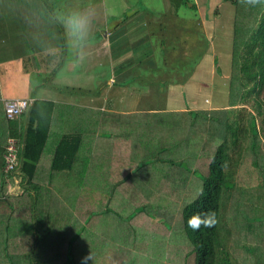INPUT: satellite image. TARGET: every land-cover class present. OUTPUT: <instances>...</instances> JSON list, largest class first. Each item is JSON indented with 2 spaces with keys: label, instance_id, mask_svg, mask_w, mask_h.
Masks as SVG:
<instances>
[{
  "label": "crops",
  "instance_id": "0c3cea01",
  "mask_svg": "<svg viewBox=\"0 0 264 264\" xmlns=\"http://www.w3.org/2000/svg\"><path fill=\"white\" fill-rule=\"evenodd\" d=\"M19 1L0 0V172L6 173L3 169L2 155L3 144L6 139L12 138L14 140L16 153L21 148L25 116L24 110L11 118L5 117L2 101L10 97H24L28 98L29 102L38 98L49 100L52 104L46 136L34 163V168L32 170L24 169V171L22 168L20 169L16 155V166L11 171L9 170L11 172L9 178L18 183V186L16 184V187H10L13 190L16 189L15 195L18 194L22 197L24 194L31 193L33 197L32 200L31 197L29 200L26 199L31 196L30 194L22 199L21 203L15 204V209H19L20 213L17 217L18 221H14L16 230L12 237L6 238V241L2 237L5 243L3 255L7 258L3 264H84V258L90 255L91 259L87 261V264H102L103 260L108 258L109 262L115 263L118 258L124 260V255L127 253L132 260V254L138 253V250L141 251V249L144 251L142 255L153 256L158 245H153V242L150 241L151 237L147 235L155 233L154 230L149 229L150 225H155L163 236L168 233L164 226L158 224L160 215L163 219L171 215L169 219L178 221L179 233L181 237L183 235L179 239L180 243H183V248L178 254L181 257L180 264H186L185 257H187L189 246L179 220L178 210L183 202L182 199L186 200L183 197L186 193H192L189 196H193L198 191L201 179L199 177L200 172L192 175L190 170H186L188 168L181 162L187 160V157L189 160H194L196 168H204L202 163L207 162L215 147L225 140L226 144L230 146L228 149L231 156L227 163L228 175L226 177V185L230 188L224 191L225 196L220 208L222 221L220 224L226 234V244L229 246L235 241L249 244L259 239V236L255 234L260 232L259 225L264 224V136L259 133L257 138H250L249 136L250 128L246 126V123H252L246 117V111L252 112L250 107L245 104L229 103L226 99L216 105H198V108L190 105L192 109L191 107L185 109V103L180 95H175L177 98L172 101L168 98L169 86L173 85L179 88L181 82L168 79L162 81L155 75L152 77L144 74L138 75L136 70L128 69L127 64L123 65L122 68L124 75L116 80L115 73L107 75L106 78H101L103 81H100L99 78L96 81L100 82L95 89L86 85L82 80H77V77L71 76V73L60 74L56 69L58 66H64L65 71H71V56H68L65 48H73L77 42L80 44V42L85 41L87 43L85 48L90 47L86 50L91 51L96 48L109 49L111 41H117L116 44H119L120 49L121 46L128 48L132 42L138 45V29L143 24L140 18L146 14L136 12L131 17L130 15L116 14V12L110 14L108 18L105 8L109 6V3L105 4V0H97L93 4L100 7L97 13L93 12L97 21L90 19L92 11L84 9V6L79 11V14L84 17L88 15L86 30L82 39L73 36L68 26L62 22V26H57L56 30L41 26L39 35L30 40V43H33L38 39L37 43L39 42V44L34 47V45L26 44L25 41L26 23L23 18L25 16H22V13L17 9V4L22 2ZM69 1L72 2V0ZM69 1H65L64 5L68 4ZM200 1L202 0H195L192 7V16L195 19L193 24L196 29L191 30L192 33L190 30L183 31L184 42L187 38L189 42L197 41L195 32L198 29L200 31L205 29V20H209L208 23L211 27L220 20L223 14V10L219 9L217 4L214 7H207L206 1L208 0L204 2L205 7L197 8L196 5ZM216 1L223 5L221 0ZM224 1L227 2L228 0ZM163 12L167 13V16L157 21L155 25L161 26L164 23L167 29L168 26L175 27L174 24L179 20L174 18H180V15L176 14V9L167 8ZM30 13H34L33 9ZM115 14L116 16L113 17ZM224 14L225 17H228L226 11ZM232 18L233 15L229 17V20H226L230 30H232ZM95 23L96 27H93L92 25ZM180 23L181 21H179V25ZM189 23L191 22L186 21L184 27ZM60 30L64 32V35H55V31L58 33ZM32 31L35 32V30ZM127 32H133L137 35H132L127 40L125 37ZM88 40L93 41V44L88 43ZM124 41L126 44L123 43ZM57 42H63L64 48L57 46ZM205 45L208 46L207 48L210 47L209 44ZM88 53L87 51L83 53L79 49V52L72 53V56L75 54L79 57ZM35 55L42 59L36 57L38 61L35 62ZM30 60L35 62V69H37V65L40 67L46 65L47 67L46 74L38 75L39 79H34L32 84L29 83V75L33 69L29 70L26 65L27 61ZM137 62L141 63L139 57H130L128 65L132 66ZM226 65L229 71V59ZM110 70L116 73L118 71L114 67ZM227 76L228 74L225 76L226 79ZM118 80L121 81L120 84H113L114 81ZM159 81L160 84L156 83ZM111 85L119 90L110 93ZM138 90H142L145 97L141 99L140 103L139 98L133 96L138 94ZM122 91L124 92L120 96L118 92ZM74 94L79 96L77 101L72 100L75 98ZM123 101H127L126 104L129 105L120 107ZM138 105L140 106L137 109ZM238 107L242 109L240 110ZM172 109L176 113H180L182 118L179 119L180 116H178L175 123L164 122V127L161 125L159 127H162V131L173 134V138H176L173 143L177 142L183 146L180 148L181 151L174 153L170 158L168 156L159 157L155 154L154 156L152 153L151 158L143 164L142 170L136 174H133L132 171H126L128 166L132 167L134 164L132 160L134 155L131 152L133 149L132 146H129L128 138L125 140L127 142L119 143L118 146L111 149L106 148L105 143L100 140L101 132L99 129L107 124L114 126L123 123L120 118L126 116V113L133 111L155 113L162 112V110L170 113ZM185 110L186 112L183 113ZM189 110L196 111L194 127L196 145L192 148V154L186 151L188 148L185 147L184 142L186 140L183 139L184 131L186 132L185 116ZM217 115H221L222 122L213 121ZM226 121H231L232 124H228ZM235 121H238L237 123L243 122L239 132L234 128L233 122ZM258 123L259 119L254 118L256 127ZM260 124L264 128V118ZM206 125H208V130L205 128ZM224 134L225 139L223 138ZM49 137L53 138V141L55 140L51 147L46 146ZM75 139H77V147L68 164L67 159L52 161L59 141L62 140L60 142L62 151L59 154L67 156L72 147L71 141ZM205 140L209 144V149L198 148V145L203 146L201 143ZM152 141L151 152L153 150L157 152L156 147L160 145L159 142L161 141L160 139ZM173 143L171 142V144ZM167 144L170 143L166 142ZM164 151L169 153L168 149ZM180 165H184V168ZM153 175H155V180L151 179ZM104 176H109L110 179L98 178ZM119 176L121 177L118 179ZM94 183L108 185L107 190L100 191L94 186ZM131 184L135 187L134 189L140 190L144 194L159 193L165 195L163 198L159 197L160 200L151 198L146 200L145 203H148L150 207L148 214L140 213V209L130 211L127 208V211L130 212L127 215L128 219H120L114 224L112 222L113 228L103 226L105 223L99 225V221L95 222L97 220L103 221V219H95L92 216L97 214L93 210L98 204H106V192L110 202L112 199L116 206H120L116 210L123 208L121 205L127 196L133 201ZM9 186L5 184L8 192ZM74 187H77V191L73 190ZM65 189H67L68 194H71V201L65 198ZM40 192L46 193L51 200L35 202ZM7 193L1 192L0 199H4ZM84 193L87 195V203L83 199ZM97 193H100L97 199H90L91 194ZM175 202L179 204L178 209L173 208ZM104 207L103 210L106 211V206ZM49 218H55L56 221L47 222L45 219L48 220ZM39 219L41 222L42 219L45 222L38 223ZM29 220H33L34 224L29 223ZM250 220H253L252 223L254 222L252 226L248 225ZM120 223H123L124 227H120ZM139 236H142L143 239L141 245L138 246L136 241ZM157 237L160 241L159 234ZM163 240H165L162 243L164 245L169 238L166 236V239L163 238ZM163 245L160 247L170 249L168 242L167 245ZM169 264H175V262L171 261Z\"/></svg>",
  "mask_w": 264,
  "mask_h": 264
},
{
  "label": "rangeland",
  "instance_id": "374dc122",
  "mask_svg": "<svg viewBox=\"0 0 264 264\" xmlns=\"http://www.w3.org/2000/svg\"><path fill=\"white\" fill-rule=\"evenodd\" d=\"M21 3L17 4V9L22 13V16L25 23H26V37L25 41L28 45H34V47L39 44L37 41L30 43V40L32 37H37L39 35V31H41V26L46 28H53L56 30L57 26H62V22L65 23V26L67 25V21L69 17L73 14H79L83 8L89 9L91 12V18L97 21L96 16H93V12L97 13L98 10H100V7L94 6V2H97V0H72L69 1L68 4L64 5L65 1L67 0H20ZM19 1V2H20ZM53 1V2H52ZM100 1V0H98ZM223 2L222 4H219L216 0H208L206 1L207 7H214V5L218 6L219 9L223 10V14L220 17V20L214 25L209 26L208 19L205 20V29L202 30V34L204 37V40H207L206 44H209L210 47L205 45L201 56L196 57L195 62L193 63V66L191 68V71L189 74H184L183 71L185 69H174L172 65L177 64L180 62L183 65L190 66L191 65V57L194 55H189L192 51L191 49H187L186 47H192L194 46L196 41L189 42L188 38L184 42L183 41V31L190 30V33H192L191 30L196 29V27L193 24V20H195L192 16L193 10L192 7L194 5L195 0H105V4L109 3V6L106 9V14L108 15V18L110 14H119L120 15H130L133 16L134 13H145L146 16L141 17V22H143L142 25H140L138 29V35L133 34V32H127L126 38L129 40L130 36H138L139 40H137L138 45L135 43H130V46L126 48V46H121V49L119 48V44H116V42L111 41L110 48L109 49H94V51L86 50L89 48H85L86 42L82 41L75 42L73 48L67 47L65 48V51H67L68 56L71 58L70 61H72V67L71 71H65L64 66L57 67L58 73L65 74V73H71V76L77 77V80H82V82H85L86 85L89 87H92L95 89L100 81H103L101 78H106L107 75L114 74L115 73V80L120 78L123 73L122 68L123 65L127 64V68H130L128 65L130 62V57H139V62L136 64V72L138 75L144 74L148 76L155 75L157 78L162 79H168L171 81H178L181 82L180 87H174L173 85L169 86V100H175L177 95H180L182 100L185 103V109L187 107H195L198 108L199 106H206V105H213V104H219L224 102L227 99V79L226 74H228L227 70V63L228 59L230 57V40H231V30L228 21L229 17L233 15V7L234 4L231 3L229 0L225 2L224 0H221ZM205 0H202L198 2V5H196L197 8L205 7L204 4ZM25 5V6H24ZM84 6V7H83ZM83 7V8H82ZM167 8H174L176 9V14L180 15V18H174L179 21H181L179 25V21L174 24L175 27L168 26L167 27L162 23L161 26L155 25L157 21L162 19L163 17L167 16V13L163 12ZM31 9H33L34 13H30ZM203 11V10H202ZM227 12L228 17H225L224 12ZM162 12V13H161ZM26 13V14H25ZM62 13V14H61ZM87 13V10H86ZM161 13V14H159ZM116 14L113 16L115 17ZM88 15L86 16L87 19ZM173 17V16H172ZM173 19V20H174ZM39 20L40 23H39ZM100 20V18H98ZM186 21H190L187 26L184 27V23ZM231 21V18H230ZM37 25V26H36ZM93 27H96V23L92 25ZM32 30H35L32 31ZM171 28V29H170ZM198 28V26H197ZM59 29V28H58ZM195 34L200 35V30H196ZM55 35L61 36L64 35V32L60 30L58 33L55 31ZM74 36V35H73ZM188 36V35H187ZM88 43L93 44V41L88 40ZM118 43V42H117ZM125 43V41L123 42ZM126 44V43H125ZM57 46L60 48H64L63 42H57ZM85 48V49H84ZM123 48V49H122ZM79 49L81 52L84 53V51L89 52L87 55L83 56H77L74 54L72 56V53L79 52ZM64 51V52H65ZM173 51L179 53L177 55V59L173 55ZM184 51H188L186 54H184ZM184 54V55H181ZM40 55V53H39ZM189 56V57H188ZM37 58L42 59L41 57L34 56L35 62L38 61ZM142 57V58H141ZM145 57V59H144ZM188 57V58H187ZM109 59V60H108ZM142 60V61H140ZM34 61L30 60L27 61L26 65L28 66L29 70H32V73L29 75V83L32 84L34 79L38 80V75L46 74V65H42L41 67L37 65V69L34 67ZM147 62L151 64L152 67H148ZM166 62V63H165ZM122 64V65H121ZM160 66H157L159 65ZM163 64H166L164 66H161ZM155 66V67H153ZM117 68V73L112 72L110 69ZM166 67V68H165ZM178 67V66H177ZM155 68L156 71L153 69ZM164 68L166 70H164ZM183 68V67H182ZM35 69V70H34ZM227 70V72H225ZM35 71V72H34ZM46 71V72H45ZM101 79L99 82L96 81L98 79ZM120 80L114 81L113 84H120ZM161 82L159 81L158 84ZM112 89L109 91L110 93H115L117 90L115 86L111 85ZM179 90V91H178ZM126 91V89H124ZM118 92L121 96L124 92ZM138 94L133 95L137 96L139 98V103L141 99L145 98L143 91L138 90ZM180 92V93H179ZM112 95V94H111ZM176 95V96H175ZM75 98H72L73 101H77L79 97L78 94H74ZM84 98V97H83ZM125 100V99H123ZM160 100V99H159ZM127 101H123L120 107H124ZM168 105H171V103H168ZM191 105V106H190ZM140 105L137 106V109ZM191 107V109H192ZM186 112L183 111V113ZM192 113H189L190 116L194 118V115H191ZM126 116L120 118L123 123L119 125L109 126L108 124L105 125L103 128H100L99 131L101 132L100 140H102L105 143L106 148H113L115 146H118L119 143L127 142L125 141L126 138H128L129 146H132L133 151V166H128L126 171H132L133 174H136L137 172L142 170V165H139V160L144 159L145 161L151 157L150 155L155 154L156 156L164 157V156H170V154L174 155L176 153V150L172 153H170L171 148H176L177 152H180V148H182V145H179L176 143L166 145L167 151H161V152H154L155 150H152L151 143L152 140L157 139L158 136L161 137V128L159 125L163 126L164 122H174L175 119L180 116V113H176L173 109L170 113L164 112H144V111H138V112H129L125 114ZM182 117L180 116L179 119ZM164 127V126H163ZM168 133V132H167ZM57 135V134H56ZM168 139L166 142H174L176 138H173V134L171 135L168 133ZM132 141H129L131 140ZM55 141V140H54ZM53 138L51 139L49 137L46 146L51 147L52 143L54 142ZM156 143V140H155ZM192 145V143H190ZM149 147V148H148ZM186 148H189L188 145L185 146ZM148 149V150H147ZM151 152V153H150ZM154 155V156H155ZM187 162H183V164L189 165L188 170H190V173L192 175L196 174L197 172H200V174H203L206 172V163L205 161L202 163L204 166L201 168H196L195 164L191 162L186 157ZM142 163V161H141ZM140 163V164H141ZM201 163V162H199ZM129 165V164H128ZM184 165H180L182 168H184ZM11 172H0V193H7L5 184L10 185L9 186V192L4 196V199H0V264H3L4 261H7V258L3 255L4 250V240L6 241V238L12 237V234L15 233L16 225L14 224L17 220L18 214L20 213L19 209H15L16 203H21L22 199L26 198L30 194H24L22 197L20 195H15V190L11 189L10 187L15 186L16 184L18 186V183L13 181L12 178H9ZM194 173V174H193ZM106 174V172H105ZM119 174V173H118ZM107 175V174H106ZM121 176L118 177V179ZM9 178V179H8ZM17 177L15 176V179ZM102 180H106L109 178V176L104 177H98ZM6 179V181H4ZM110 179V178H109ZM3 181V182H2ZM94 186H96L97 189L100 191L107 190L106 184H98L94 183ZM38 190V189H37ZM75 191H77V187H74ZM95 190V189H92ZM73 192V191H72ZM36 194H38L36 192ZM40 195L37 196V199H35V202L39 203L40 200H43L42 202L50 201L51 198L46 195V193L40 192ZM73 194V193H72ZM83 199H85V202H88L87 195L84 193ZM106 192V204H98L97 207L93 210L97 212L96 215H93L92 218L95 217V219H103L97 220L95 222L99 221V225H103L105 223V227L113 228L114 225H111L115 222H118L120 219L126 220L127 215L130 213L127 211V208H129L130 211L134 210L135 202L127 198L122 202L123 205H121V210H116L120 206H116L114 202L111 199V202L107 196ZM192 193H186L183 197L186 198V195H191ZM65 198L72 200L71 194L67 193V189H65ZM74 195V194H73ZM100 195V193L97 194H91L90 199H97V197ZM25 196V197H24ZM32 200L33 194L31 196L27 197L26 199ZM65 200V199H64ZM185 200L184 198L182 199ZM181 200V201H182ZM127 201V202H126ZM176 203V202H175ZM106 206V211L103 210ZM148 203L145 204L144 208H141L139 210L140 213L148 214L150 213V207L148 206ZM12 207V209H11ZM95 207V204H94ZM179 204H174L173 208L178 209ZM36 210V209H35ZM123 210V211H122ZM171 216V215H169ZM169 216L165 219L162 218V215L159 217V225H162L166 228L168 231L167 235L165 232V235L169 238L168 242V248L167 247H160V245H163V238L166 239V236H163L161 232L157 229L155 225H150L149 229H152L155 231V233L147 234L151 237L150 241L153 242V245L157 244L158 248H155L156 250L153 253V256L147 257L144 254V251L138 250V253L132 254V260L129 253L124 255V260H121V258H118L115 263L109 262V258L106 260H103L102 264H169V262H175V264H180L181 257L179 256V252L183 248V243H180V240L182 237L178 230V221H175V219H169ZM33 217V214H32ZM105 219V221H104ZM47 222H51V220L56 221L55 218H49L48 220L45 219ZM18 221V220H17ZM52 221V222H53ZM253 220H250L248 225L252 226ZM29 223L34 224L33 220H29ZM38 223L41 222V219L37 221ZM42 222H45L42 219ZM41 222V223H42ZM219 223H222L221 219L219 218ZM27 223V224H29ZM157 223V222H156ZM55 224V223H54ZM46 225V224H45ZM44 226V225H43ZM49 226V224H47ZM120 227H124L123 223H120ZM28 228V227H27ZM159 233H158V232ZM157 234H159L160 241H158ZM7 236V237H6ZM264 236V234L262 235ZM2 237L4 240H2ZM154 237V240H152ZM143 237L139 236L137 238L136 244L139 246L141 245ZM167 242L164 245H167ZM163 245V246H164ZM264 247V244L262 243L259 245L258 249L259 252H264V250H261L260 247ZM152 252V251H151ZM253 253V252H252ZM253 255L256 257L257 254L254 252ZM262 258L264 259V254H261ZM186 258V257H185ZM184 258V262H185ZM186 264H191L189 261V258H186Z\"/></svg>",
  "mask_w": 264,
  "mask_h": 264
},
{
  "label": "trees",
  "instance_id": "16d2710c",
  "mask_svg": "<svg viewBox=\"0 0 264 264\" xmlns=\"http://www.w3.org/2000/svg\"><path fill=\"white\" fill-rule=\"evenodd\" d=\"M229 1L234 4V7L230 40L229 71L227 76V99L229 103H238V105L245 104L251 108L252 112L246 111V117L252 124L246 123V126L250 128V138H257L258 133L264 136V128L260 124L264 118V2L252 6L241 3V0ZM201 32L202 31H200V35L196 34L197 41L195 45L193 47L192 45L191 47H186L188 50H192L189 55L192 56L194 54L191 57V65L186 66L178 62V65H172L174 69H185L183 71L184 74L190 73L196 57L202 53L206 44V40H204ZM187 52L188 51H184L183 53L186 54ZM173 55L175 60H178L177 55H179V53L173 51ZM164 65L166 64L161 66ZM157 66H160V64ZM148 67H152L150 63ZM165 68L164 70H166ZM130 69L136 70V64L130 66ZM153 69L156 71L155 68ZM51 104L49 100L34 98L25 109L22 145L16 153L20 169L22 168L23 171L24 169L32 170L34 168V163L36 162L46 136ZM238 108L240 110L242 109L241 107ZM189 113H192L191 115H194V118L193 116H185L186 132L184 131L183 139L186 141L183 142L184 145L189 146L186 151L192 154V148L196 145V130L194 128L196 124V111L189 110L187 111V115H189ZM254 118L259 119L257 127L254 125ZM229 120L232 119L229 118ZM248 120L246 119L247 122ZM213 121L222 122L221 115L215 116ZM237 122L238 121L233 122V125L236 131L239 132V128L243 125V122ZM226 123L232 124L231 121H226ZM207 126L208 125L205 127L206 130H208ZM161 134V137L158 136L157 138V140L160 139L161 141L159 142L160 145L156 147L158 153L166 150V141L169 138L167 131H162ZM225 137L224 134L223 138L225 139ZM229 138L231 137L229 136ZM61 141H59L56 146L52 161L67 159L68 164L76 150L77 139L71 141L72 147L67 156L59 154L62 151ZM190 143H192V145ZM201 144H203V146L197 144L198 148L201 147L202 149L204 147V149H209L207 140L203 141ZM229 147V144H226V140L215 147V150H213L207 162H205L206 172L199 174L201 182L198 191L193 196L186 195V200L182 202L178 210L179 220L188 240L189 249L187 251V257L191 264H264V259L261 255L264 254V252H259L258 254V251H260L258 249L259 245L262 243L264 244V236H262L264 234V224L259 225L258 229H260V232L255 234L259 236L258 240L250 242L249 244L240 241V243L238 241H235V243L230 242L232 244L229 246L226 244V234L220 223L210 228H205L202 225L197 231H193L187 226V220L193 211H203L205 209L215 211L217 220L219 221L221 216L220 208L225 196L224 191L230 188L226 185V177L228 175L227 163L231 157L228 149ZM169 150L170 153L175 150L177 152L175 147ZM171 155L172 154H170V156ZM170 156L168 157L170 158ZM150 158L151 157H149V159ZM147 161L148 159L146 161L140 159L139 165L143 166ZM190 161L195 164L194 160ZM183 162L187 161L184 160L181 163ZM186 167L189 168V165H186ZM151 179L155 180V175H153ZM134 188L135 187L132 186L133 193L131 191V196H133L132 199L134 202L136 201L134 203V209L137 210L145 206L147 199L160 200L159 197L163 198L165 195L159 193L144 194L140 192V190ZM201 188H203L202 195L200 194ZM194 199L195 203H190ZM164 202L166 203V201ZM260 249L264 250V247L261 246ZM252 252H255L257 256L255 257Z\"/></svg>",
  "mask_w": 264,
  "mask_h": 264
},
{
  "label": "clouds",
  "instance_id": "9594fccd",
  "mask_svg": "<svg viewBox=\"0 0 264 264\" xmlns=\"http://www.w3.org/2000/svg\"><path fill=\"white\" fill-rule=\"evenodd\" d=\"M264 2V0H241V3L255 6ZM70 32L77 37L82 39L86 30L87 19L80 14H73L67 21ZM200 194H203V188L200 189ZM190 203H195V199ZM218 223L216 212L213 210L205 209L203 211H193L191 216L187 220V226L193 231H197L203 225L205 228L214 227ZM91 259V255L84 258V264Z\"/></svg>",
  "mask_w": 264,
  "mask_h": 264
},
{
  "label": "built area",
  "instance_id": "2783aa9c",
  "mask_svg": "<svg viewBox=\"0 0 264 264\" xmlns=\"http://www.w3.org/2000/svg\"><path fill=\"white\" fill-rule=\"evenodd\" d=\"M29 104V99L24 97H10L2 101L3 114L7 118H11L15 114L24 111ZM3 169L5 171L12 170L16 166V146L12 138H7L3 144Z\"/></svg>",
  "mask_w": 264,
  "mask_h": 264
}]
</instances>
